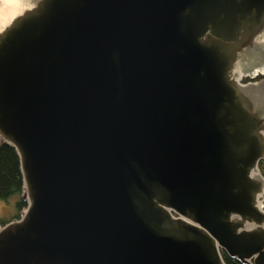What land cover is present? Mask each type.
<instances>
[{
	"label": "water",
	"instance_id": "obj_1",
	"mask_svg": "<svg viewBox=\"0 0 264 264\" xmlns=\"http://www.w3.org/2000/svg\"><path fill=\"white\" fill-rule=\"evenodd\" d=\"M0 140V264H264V0H0Z\"/></svg>",
	"mask_w": 264,
	"mask_h": 264
},
{
	"label": "trees",
	"instance_id": "obj_2",
	"mask_svg": "<svg viewBox=\"0 0 264 264\" xmlns=\"http://www.w3.org/2000/svg\"><path fill=\"white\" fill-rule=\"evenodd\" d=\"M260 171L264 176V163L260 164ZM21 186L22 178L15 151L0 140V200H7L12 196H16L17 198L14 202L16 213L9 219L12 217L13 219L18 218L17 214L26 206L23 201L19 200ZM4 222H7V220L1 221V223ZM222 258L225 264H239L238 262L228 258L225 254H223Z\"/></svg>",
	"mask_w": 264,
	"mask_h": 264
},
{
	"label": "rangeland",
	"instance_id": "obj_3",
	"mask_svg": "<svg viewBox=\"0 0 264 264\" xmlns=\"http://www.w3.org/2000/svg\"><path fill=\"white\" fill-rule=\"evenodd\" d=\"M17 200L16 196H12L7 200H0V220L1 221H6L9 222V220H12L13 217L11 219H9L13 214L16 213L15 210V206H14V202ZM9 219V220H8ZM0 221V223H1ZM4 222V223H7ZM1 223V224H4Z\"/></svg>",
	"mask_w": 264,
	"mask_h": 264
},
{
	"label": "flooded vegetation",
	"instance_id": "obj_4",
	"mask_svg": "<svg viewBox=\"0 0 264 264\" xmlns=\"http://www.w3.org/2000/svg\"><path fill=\"white\" fill-rule=\"evenodd\" d=\"M261 78H262L261 76H257L256 79H255L254 81L259 80V79H261ZM222 253H223V252H221V255L223 256L224 253H223V254H222Z\"/></svg>",
	"mask_w": 264,
	"mask_h": 264
}]
</instances>
